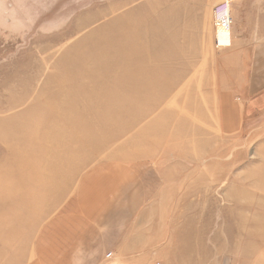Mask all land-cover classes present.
<instances>
[{
    "label": "rangeland",
    "instance_id": "obj_1",
    "mask_svg": "<svg viewBox=\"0 0 264 264\" xmlns=\"http://www.w3.org/2000/svg\"><path fill=\"white\" fill-rule=\"evenodd\" d=\"M171 1L0 0V264L27 255L75 210L80 181L115 164L139 172L123 188L144 195L131 264H264V99L228 136L217 88L179 87L186 73L154 64L157 21L179 17ZM250 1L240 22L254 47L264 0ZM130 8L134 42L104 37Z\"/></svg>",
    "mask_w": 264,
    "mask_h": 264
},
{
    "label": "crops",
    "instance_id": "obj_2",
    "mask_svg": "<svg viewBox=\"0 0 264 264\" xmlns=\"http://www.w3.org/2000/svg\"><path fill=\"white\" fill-rule=\"evenodd\" d=\"M214 2L175 0L170 5L166 4L172 10L178 8L179 17L176 11H170L162 21H157L161 26L156 27L154 52L150 55L154 64L163 65L165 72L178 70L186 73L182 82L177 83L179 87L217 88V118L223 133L230 136L236 133L240 116L256 110L263 102L264 44L253 47L252 32L240 22L248 15L246 9L251 1L236 0L231 5L233 24L229 44L222 49L218 47L217 34L212 25ZM164 3H158L159 10ZM169 24H177V30L173 29L176 33L167 31ZM175 47L177 51L172 50ZM188 64L190 67H187ZM173 65L180 67L172 68ZM188 71L192 74L190 79L187 78ZM204 72L212 73L211 84L203 83L201 75ZM128 167L115 164L106 167L104 172L85 176L78 186L73 213L57 214L45 229L44 238L40 235L27 255L23 247V255L16 259L17 262L20 259L24 262L27 257L34 264H131L126 257L133 254L139 236L134 237L133 230L130 234L129 227L141 216L140 211L133 210L142 195L123 188L124 174L131 175L132 180L139 177L135 168ZM134 183L137 185L138 182ZM107 253H111L109 258H105ZM16 260L13 264H17ZM10 261L1 263L8 264Z\"/></svg>",
    "mask_w": 264,
    "mask_h": 264
},
{
    "label": "bare ground",
    "instance_id": "obj_3",
    "mask_svg": "<svg viewBox=\"0 0 264 264\" xmlns=\"http://www.w3.org/2000/svg\"><path fill=\"white\" fill-rule=\"evenodd\" d=\"M115 9L118 7L122 6L121 3L117 2L116 4L113 5ZM113 9L110 7L105 8L103 11L99 12L100 15L95 14V19L99 20V18L103 15L105 16V13L112 11ZM133 11L132 8L128 9L124 13H122L121 20L124 23V28H117V26H114L112 29L107 30L104 34V37L109 36V33H112L115 37L121 38L123 37L125 39L126 45L132 44L135 40V33H136V28H133L135 21L132 22L133 18L132 17ZM80 30V29H79ZM94 33V32H93ZM217 34V46L222 49V47L228 46L229 44V35L230 31H222L218 30L215 32ZM92 35V34H91ZM216 41V40H214ZM125 45V44H124ZM115 50L120 51V53H123L125 47L124 46H119L117 49V46L114 47ZM93 64H97L94 62ZM89 64V65H93ZM84 69H89L87 67H83ZM80 68V69H83ZM95 70L90 69V71L87 72H94ZM94 79L93 77L89 78V80ZM57 106H61V104H58Z\"/></svg>",
    "mask_w": 264,
    "mask_h": 264
},
{
    "label": "built area",
    "instance_id": "obj_4",
    "mask_svg": "<svg viewBox=\"0 0 264 264\" xmlns=\"http://www.w3.org/2000/svg\"><path fill=\"white\" fill-rule=\"evenodd\" d=\"M236 0H223L215 5L212 9V25L217 32L218 30L230 31L232 27L231 5ZM111 253H108L105 258H109Z\"/></svg>",
    "mask_w": 264,
    "mask_h": 264
}]
</instances>
